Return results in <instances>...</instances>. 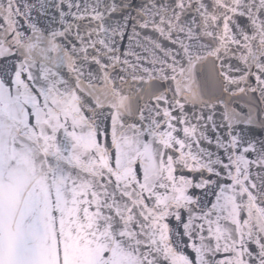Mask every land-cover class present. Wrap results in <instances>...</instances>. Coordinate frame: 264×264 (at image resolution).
<instances>
[{"label":"snow or ice","instance_id":"1","mask_svg":"<svg viewBox=\"0 0 264 264\" xmlns=\"http://www.w3.org/2000/svg\"><path fill=\"white\" fill-rule=\"evenodd\" d=\"M0 264H264V0H0Z\"/></svg>","mask_w":264,"mask_h":264}]
</instances>
